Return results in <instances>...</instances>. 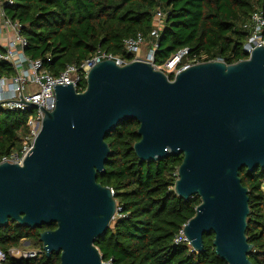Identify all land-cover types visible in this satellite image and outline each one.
I'll return each mask as SVG.
<instances>
[{"label":"water","instance_id":"water-1","mask_svg":"<svg viewBox=\"0 0 264 264\" xmlns=\"http://www.w3.org/2000/svg\"><path fill=\"white\" fill-rule=\"evenodd\" d=\"M54 108L45 111L21 164L0 163V226L55 223L39 233L58 264H105L94 245L113 223L117 202L96 181L118 123L135 119L141 160L182 155L173 191L198 195L183 233L195 252L212 232L216 255L227 264H251L247 241L248 190L241 168H264V46L234 63L191 64L172 79L140 59L95 63L85 87L54 84Z\"/></svg>","mask_w":264,"mask_h":264},{"label":"trees","instance_id":"trees-1","mask_svg":"<svg viewBox=\"0 0 264 264\" xmlns=\"http://www.w3.org/2000/svg\"><path fill=\"white\" fill-rule=\"evenodd\" d=\"M157 8L165 14L154 52L156 64L183 47L201 61L219 58L229 64L247 58L242 47L249 33L242 24L255 10L264 15V0H13L5 14L22 25L25 55L41 59L43 67L57 75L67 64H79L97 49L130 61L133 54L125 50L123 40L137 34L149 39ZM26 117L24 112L0 109V157L19 149L28 133ZM138 126L135 119L123 120L104 138L110 154L96 181L112 190L121 216L115 215L112 225L94 241L102 260L111 259L113 264H227L214 252L212 232L203 234L201 252L173 243L200 198L183 199L173 191L181 154L158 160H141L135 155ZM238 175L248 190L245 235L252 244L248 258L251 264H264V168L247 171L243 167ZM55 226L52 222L27 227L9 220L0 226V248L8 254L25 241L30 248H39V233ZM58 262L57 253L33 259H14L8 254L2 264Z\"/></svg>","mask_w":264,"mask_h":264},{"label":"built area","instance_id":"built-area-1","mask_svg":"<svg viewBox=\"0 0 264 264\" xmlns=\"http://www.w3.org/2000/svg\"><path fill=\"white\" fill-rule=\"evenodd\" d=\"M12 3L13 0H0V64H2L0 66V109L26 113L28 133L21 139L19 149L1 156L0 163L21 164V159L32 147L33 140L40 130L44 112L54 108V84H69L70 81L72 87L80 92L85 87V84L83 87L81 84L86 80L87 72L95 63L112 59L122 65L127 61L97 49L81 63L67 64L57 75H52L43 67L41 59H30L25 55L26 39L21 33L22 25L5 14V8L11 6ZM164 14L161 8L155 10L154 26L149 32V39L137 34L124 39L123 45L127 52L133 54L131 60L147 61L151 63L153 69L161 70L172 79L185 67L203 61L196 54H191L189 48L183 47L173 53L164 63L154 62V52L158 45L159 28ZM242 27L249 33L242 47L244 52L250 54L255 47L264 46V15L261 10L252 12ZM146 44L147 47H145ZM183 60L185 62L182 63ZM174 176L177 178V172ZM119 210L120 208L116 206L115 215L118 217L121 216L118 213ZM183 226L184 224L175 233L173 243L185 244L191 251H194L183 233ZM25 244L28 245V242L25 241ZM44 253L42 246L12 249L8 252L9 256L14 259H33ZM8 254L0 248V264L6 260ZM103 262L113 264L111 259L103 260Z\"/></svg>","mask_w":264,"mask_h":264},{"label":"rangeland","instance_id":"rangeland-1","mask_svg":"<svg viewBox=\"0 0 264 264\" xmlns=\"http://www.w3.org/2000/svg\"><path fill=\"white\" fill-rule=\"evenodd\" d=\"M28 247H29V245H26L25 242H24V243L21 244L20 247L15 248V249L28 248ZM29 248H30V247H29Z\"/></svg>","mask_w":264,"mask_h":264}]
</instances>
